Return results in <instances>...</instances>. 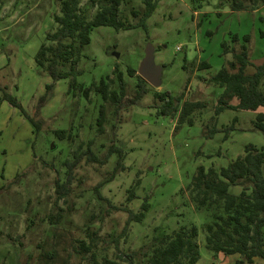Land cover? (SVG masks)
Returning <instances> with one entry per match:
<instances>
[{"label": "rangeland", "instance_id": "rangeland-1", "mask_svg": "<svg viewBox=\"0 0 264 264\" xmlns=\"http://www.w3.org/2000/svg\"><path fill=\"white\" fill-rule=\"evenodd\" d=\"M61 1L0 0V87H6L31 117L38 113L46 120L36 132L19 109L0 102V264H101L105 257L116 260L146 251L142 247L153 234L190 225L198 228L196 264H235L238 255H214L205 248L207 213L196 209L187 186L198 166L219 171L243 154L244 146L264 147V136L253 129L257 112L226 110L214 116L222 89L209 82L232 60V53L224 54L222 47L226 43L237 48L232 35H248L249 57L254 65L262 63L264 8L233 12L229 0H154L156 8L146 21V31L93 28L77 67L82 72L77 82L82 86L113 77L116 66L124 73L130 66L137 74L148 44L155 48V64L162 67L161 86H149L138 106L120 110L116 124L111 104L94 92L85 98L77 88L68 91V80L56 82L51 98L39 106L52 80L37 72L34 58L46 35L57 28L54 17L60 15ZM98 1L81 2L87 19L98 11ZM143 7L142 0H125L121 19L136 24L140 15L132 11L141 12ZM200 63L210 68L199 71ZM129 85L133 86L132 80ZM165 91L174 97L183 95L184 101H200L205 108L192 115V125H178L177 117L160 116L155 109L153 93ZM101 104L105 108L102 133L96 124ZM212 118L218 132L210 139L205 129L213 125ZM231 125L226 136L223 129ZM58 129L70 131L73 138L58 140L53 133ZM113 139L124 152L122 169L115 177L108 181L116 154L104 165L83 158L74 169L71 193L58 200L54 184L64 177V161H71L88 141L103 159ZM98 183H103L98 190L102 199L94 191ZM131 189L135 197L128 202ZM230 191L237 194L240 188ZM143 203L149 205L144 219L131 223L116 247L113 240L124 228L126 211L137 213ZM92 232H96L94 259L90 252H74L78 241L90 244ZM251 264L264 262L256 258Z\"/></svg>", "mask_w": 264, "mask_h": 264}, {"label": "trees", "instance_id": "trees-1", "mask_svg": "<svg viewBox=\"0 0 264 264\" xmlns=\"http://www.w3.org/2000/svg\"><path fill=\"white\" fill-rule=\"evenodd\" d=\"M83 0H62L60 15L54 17L57 25L53 33L45 37V42L38 49L34 62L39 74H47L52 83L45 86V93L40 97L39 106L44 105L52 96L55 83L68 80L70 90L79 89L85 98L89 92H94L103 103H109L114 107L116 124L119 122L120 110L126 107L138 106L140 101L149 92L147 84L136 70L130 66L126 67L125 73L116 68L113 77H103L97 84L92 83L84 87L77 82L82 74L77 67L82 58L83 49L90 43L89 33L93 28L109 27L115 31H126L137 28L147 30L146 21L151 17L156 8V1L142 0L144 5L141 12H134V16L140 15L136 24H126L121 19L120 8L125 0H99V9L91 19H87L81 9ZM233 12H251L262 6L264 0H229L226 1ZM232 42L237 45L229 47L222 44L224 54L232 53L231 61L225 67L217 71L209 82L222 89L214 108V116L229 111H251L257 112L253 122V129L264 136V113L258 112L264 109V60L259 65H254L249 57L250 37L245 35L231 36ZM252 72H247L248 68ZM207 63H200L198 70L209 69ZM133 86L130 87L129 81ZM0 102L6 101L12 107L19 109L23 116L30 121L36 132L40 131L46 120L38 113L31 117L22 108L18 100L7 93L6 87ZM153 98L157 102L156 111L160 116L177 117L178 125L193 124L192 115L201 111L205 105L200 101H184L183 95L174 97L168 91L154 92ZM96 120L98 132L102 133L105 122V108L101 104ZM213 125L206 126V137L213 138L218 132L215 118ZM114 124L113 128L117 125ZM233 125L223 130L228 135ZM58 140H71L72 133L66 130H54ZM113 139L103 159L97 157L91 149L92 141H88L85 149L77 150L71 161H64L66 171L63 179H56L54 192L58 200H63L71 193L74 180V169L85 158L92 163L104 165L112 155H117L115 166L111 172L110 181L115 174L122 169L124 152L115 145ZM80 148V146H79ZM15 180V179H14ZM17 180V179H16ZM18 181V180H17ZM103 183H98L94 191L99 199H102L99 188ZM231 187H239L240 192L234 194ZM191 201L199 211L207 213V219L203 224L205 248L214 255L224 256L238 255L235 264H251L258 258L264 262V147L257 148L246 145L243 154L230 161L219 171L202 166L195 169L194 174L187 186ZM135 197L133 190H129L126 200L130 202ZM149 205L143 203L137 213L127 210V219L119 237L114 239L118 245L119 239L127 235L131 223H140L145 217ZM118 210L117 207L111 206ZM96 232L88 233L91 237L90 244L78 241L75 253L83 254L90 252L94 259V240ZM198 228L194 225L183 226L170 233L153 234L148 245L142 248L144 252L134 251L131 254L117 256L116 260L103 258L101 264H196L200 258L198 245ZM95 264H98L95 262Z\"/></svg>", "mask_w": 264, "mask_h": 264}, {"label": "water", "instance_id": "water-1", "mask_svg": "<svg viewBox=\"0 0 264 264\" xmlns=\"http://www.w3.org/2000/svg\"><path fill=\"white\" fill-rule=\"evenodd\" d=\"M113 56L118 58L117 53ZM137 75L153 88H159L162 84V67L155 64V48L148 44L144 50V57L137 68ZM53 145H51V149Z\"/></svg>", "mask_w": 264, "mask_h": 264}, {"label": "built area", "instance_id": "built-area-1", "mask_svg": "<svg viewBox=\"0 0 264 264\" xmlns=\"http://www.w3.org/2000/svg\"><path fill=\"white\" fill-rule=\"evenodd\" d=\"M177 50H179V48H177Z\"/></svg>", "mask_w": 264, "mask_h": 264}]
</instances>
